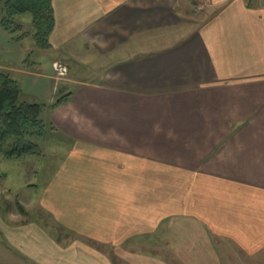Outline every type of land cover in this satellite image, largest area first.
Masks as SVG:
<instances>
[{
  "label": "crops",
  "instance_id": "crops-1",
  "mask_svg": "<svg viewBox=\"0 0 264 264\" xmlns=\"http://www.w3.org/2000/svg\"><path fill=\"white\" fill-rule=\"evenodd\" d=\"M51 4L69 94L0 264H264V0Z\"/></svg>",
  "mask_w": 264,
  "mask_h": 264
},
{
  "label": "rangeland",
  "instance_id": "rangeland-1",
  "mask_svg": "<svg viewBox=\"0 0 264 264\" xmlns=\"http://www.w3.org/2000/svg\"><path fill=\"white\" fill-rule=\"evenodd\" d=\"M16 18L17 21L22 23V29L18 33L23 34L25 31H29V34L19 40L11 39L10 36L13 37V34L5 31L0 25V71L8 72L17 80L21 89L20 100L47 102L52 98V101H54L58 94L56 91L62 83L67 81L71 71L67 67L66 73L58 77L57 71L53 68V62L57 60L52 61V64H50L48 57L51 58L52 55L49 52L38 51L34 48V40L30 33V15L25 14L16 16ZM30 49L33 51L32 55L28 54ZM42 61L43 64H41ZM58 61L67 66L66 61ZM82 67L84 69V66ZM79 71L84 76L92 74L90 70L86 69ZM41 117H44L43 112ZM51 129L48 128L46 135L39 140V152L37 154L5 157L0 152V211L6 207L15 211L20 205L22 208L21 213L26 212L18 201L19 196L26 194L28 186L32 184H35L34 189L38 190V186L41 184L40 181L53 168V151L50 147H52V137L56 138V134H53L54 132ZM23 158L29 159V161H25ZM33 169H35L34 173ZM43 217L49 219L46 215H43Z\"/></svg>",
  "mask_w": 264,
  "mask_h": 264
},
{
  "label": "trees",
  "instance_id": "trees-1",
  "mask_svg": "<svg viewBox=\"0 0 264 264\" xmlns=\"http://www.w3.org/2000/svg\"><path fill=\"white\" fill-rule=\"evenodd\" d=\"M0 13L1 27L16 40L29 34V31L18 33L22 23L16 16L29 14L35 50L50 47L48 37L54 25L51 0H0ZM31 50H28L29 55H32ZM20 94L17 80L8 72L0 71V152L5 157L37 154L38 142L50 127L41 117L45 103L20 100ZM68 94H57L52 105L65 100ZM18 209L22 211L20 205Z\"/></svg>",
  "mask_w": 264,
  "mask_h": 264
},
{
  "label": "built area",
  "instance_id": "built-area-1",
  "mask_svg": "<svg viewBox=\"0 0 264 264\" xmlns=\"http://www.w3.org/2000/svg\"><path fill=\"white\" fill-rule=\"evenodd\" d=\"M53 68L57 71L58 77L63 76L67 71V66L59 61L53 62Z\"/></svg>",
  "mask_w": 264,
  "mask_h": 264
}]
</instances>
